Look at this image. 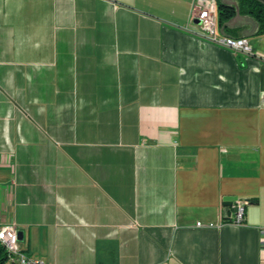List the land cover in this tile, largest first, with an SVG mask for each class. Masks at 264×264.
Instances as JSON below:
<instances>
[{
	"label": "crops",
	"instance_id": "0c3cea01",
	"mask_svg": "<svg viewBox=\"0 0 264 264\" xmlns=\"http://www.w3.org/2000/svg\"><path fill=\"white\" fill-rule=\"evenodd\" d=\"M191 1L0 0V225L26 254L264 264V32L234 13L252 54L214 44Z\"/></svg>",
	"mask_w": 264,
	"mask_h": 264
},
{
	"label": "built area",
	"instance_id": "2783aa9c",
	"mask_svg": "<svg viewBox=\"0 0 264 264\" xmlns=\"http://www.w3.org/2000/svg\"><path fill=\"white\" fill-rule=\"evenodd\" d=\"M189 11L190 19L197 20L200 24L201 36L204 39L234 52L252 54L251 45L246 37L224 34L219 30L216 0H192ZM243 217L244 205L240 202L236 205L235 216L227 222L238 224ZM0 244L6 250L4 264H47L41 257L28 255L21 249L14 223L0 225Z\"/></svg>",
	"mask_w": 264,
	"mask_h": 264
},
{
	"label": "trees",
	"instance_id": "16d2710c",
	"mask_svg": "<svg viewBox=\"0 0 264 264\" xmlns=\"http://www.w3.org/2000/svg\"><path fill=\"white\" fill-rule=\"evenodd\" d=\"M240 13H246L253 16L259 25V31L264 32V4L258 0H238ZM235 13L233 6H227L217 3V21L219 26H223L224 21L229 19ZM6 258V250L0 244V264H4Z\"/></svg>",
	"mask_w": 264,
	"mask_h": 264
},
{
	"label": "water",
	"instance_id": "95a60500",
	"mask_svg": "<svg viewBox=\"0 0 264 264\" xmlns=\"http://www.w3.org/2000/svg\"><path fill=\"white\" fill-rule=\"evenodd\" d=\"M258 1L264 4V0H258ZM221 2L224 3V4L227 5V6H233L234 9H235V16H239V15H240V13H239L238 3L236 2V0H221ZM231 18H233V17H231ZM224 24H225V23H224ZM224 24H223V25H224ZM220 31H221L222 33H224V31H223V26H221ZM224 34H225V33H224Z\"/></svg>",
	"mask_w": 264,
	"mask_h": 264
}]
</instances>
